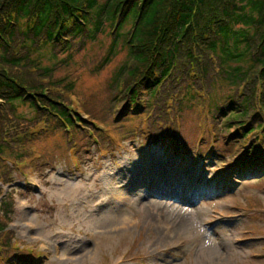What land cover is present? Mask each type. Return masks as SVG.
Listing matches in <instances>:
<instances>
[{
	"label": "trees",
	"instance_id": "1",
	"mask_svg": "<svg viewBox=\"0 0 264 264\" xmlns=\"http://www.w3.org/2000/svg\"><path fill=\"white\" fill-rule=\"evenodd\" d=\"M120 52L108 100L89 111L75 75L102 72ZM0 99V264H32L9 228L17 190L5 186L26 162L44 175L51 157L38 142L55 132L84 161L130 136L179 154L184 110L196 109L201 154L264 173V0H0ZM93 120L110 133L93 136Z\"/></svg>",
	"mask_w": 264,
	"mask_h": 264
},
{
	"label": "rangeland",
	"instance_id": "2",
	"mask_svg": "<svg viewBox=\"0 0 264 264\" xmlns=\"http://www.w3.org/2000/svg\"><path fill=\"white\" fill-rule=\"evenodd\" d=\"M108 42L90 49V64ZM125 57L120 52L100 73L86 66L75 75L89 111L108 100L110 77ZM197 112L184 110L189 149L179 154L169 142L130 136L84 161L66 152L61 132L39 141L51 157L44 175L25 164L5 187L17 190L9 224L17 244L44 258L40 264H264V173L233 167L212 150L201 154ZM97 122L108 134L110 123ZM30 177L39 186L23 194Z\"/></svg>",
	"mask_w": 264,
	"mask_h": 264
}]
</instances>
